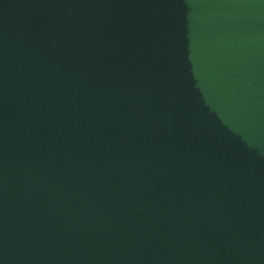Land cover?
I'll return each instance as SVG.
<instances>
[{
  "label": "water",
  "instance_id": "obj_1",
  "mask_svg": "<svg viewBox=\"0 0 264 264\" xmlns=\"http://www.w3.org/2000/svg\"><path fill=\"white\" fill-rule=\"evenodd\" d=\"M0 264H264V0H0Z\"/></svg>",
  "mask_w": 264,
  "mask_h": 264
}]
</instances>
